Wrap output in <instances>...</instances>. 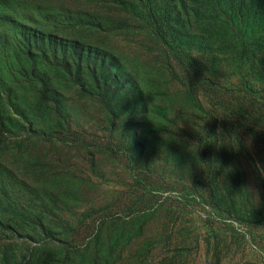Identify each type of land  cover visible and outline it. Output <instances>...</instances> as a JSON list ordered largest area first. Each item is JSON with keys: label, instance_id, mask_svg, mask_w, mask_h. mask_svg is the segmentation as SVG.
<instances>
[{"label": "rangeland", "instance_id": "1", "mask_svg": "<svg viewBox=\"0 0 264 264\" xmlns=\"http://www.w3.org/2000/svg\"><path fill=\"white\" fill-rule=\"evenodd\" d=\"M229 1L176 0L169 25L191 74L205 66L226 89L228 15L259 24L261 8ZM12 2L66 17L54 41L26 22L0 75V264H264V106L207 84L194 111L130 0ZM248 62L264 81V53Z\"/></svg>", "mask_w": 264, "mask_h": 264}, {"label": "trees", "instance_id": "2", "mask_svg": "<svg viewBox=\"0 0 264 264\" xmlns=\"http://www.w3.org/2000/svg\"><path fill=\"white\" fill-rule=\"evenodd\" d=\"M178 1H180L179 4H183L181 0ZM228 1L229 0H221L223 3ZM241 2H243V0H241ZM130 4L136 7L141 16L145 19L149 32L155 37L160 36L164 39V43L168 48V57L175 65V73L183 80L182 98L192 104L194 111L203 112V101L200 92L202 85L211 84L213 91L218 93L226 89V86H224L226 83L223 82L224 80H217L211 83L209 81L211 78L204 75L205 66L199 71L194 68L191 74L190 68L192 66L189 62V52L192 51V47L185 46L182 41H178L179 36L176 34V29L174 27H169L170 23L180 15L176 0H130ZM260 5V11L255 17V19L259 21V24L255 23L254 16L250 18L251 24L247 23L242 25L238 23L236 18L240 16V8L236 11L237 15H228L229 24H226L224 33L226 35L225 41L228 43L233 56L234 82L229 81L230 85L227 89L230 91L226 90L234 100L264 106L263 78L260 73L254 74V72L249 71V69L253 70V67L248 62L249 56H253L256 53L260 55L264 53V0H261ZM65 17L66 15L64 14H54L48 10L47 5H41V3L34 8H30L26 4L18 6L14 4L12 0H5L4 8L2 0H0V75H2V71L5 70V65L7 67L6 70L9 71L12 62L11 53L19 39L23 36L27 37L29 33H31L30 28L23 27L26 22H37L39 19L41 21L40 24L49 29L56 30L54 33L50 34L46 32L43 33L47 35L50 41H54L58 39V33L60 32L57 30L61 29L62 24L65 22L63 20ZM243 31H246L247 34H243ZM251 34L255 35V39ZM167 37L170 38V41L167 40ZM259 60H263V57L259 58ZM99 62L107 67L110 64V61L102 55L94 59L95 65ZM105 73V79H107L109 76L108 69H106ZM105 79L104 81H106ZM93 81L95 83L98 82V80ZM45 84V92H54L53 83L50 80L47 81L45 78ZM95 89H101L103 92L102 88H99L98 85L95 86ZM55 96H58V99L56 98L53 103H51V107L56 108L57 113L61 114L60 109L64 106L62 100L63 95L58 92ZM134 97L137 98L133 96V93H126L124 96L128 102H133L135 100ZM136 107L138 109V106ZM135 123L136 126L132 129L134 134L142 127V124H137V121ZM113 131L114 130L108 133L109 137H113ZM6 227L8 228V226Z\"/></svg>", "mask_w": 264, "mask_h": 264}]
</instances>
